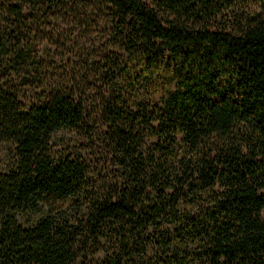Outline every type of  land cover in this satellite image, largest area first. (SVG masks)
<instances>
[{"label": "trees", "instance_id": "1", "mask_svg": "<svg viewBox=\"0 0 264 264\" xmlns=\"http://www.w3.org/2000/svg\"><path fill=\"white\" fill-rule=\"evenodd\" d=\"M0 15V264H264V0H0ZM59 21L99 44L28 32ZM60 129L90 164L51 153ZM27 210L43 214L22 226Z\"/></svg>", "mask_w": 264, "mask_h": 264}, {"label": "rangeland", "instance_id": "2", "mask_svg": "<svg viewBox=\"0 0 264 264\" xmlns=\"http://www.w3.org/2000/svg\"><path fill=\"white\" fill-rule=\"evenodd\" d=\"M3 21L1 20L0 15V24ZM51 24V25H50ZM45 24L43 22L36 23L33 25H30L29 31L30 33H33L40 39V37H43V39L46 36H54V34L57 35L58 40H60V35H65L67 33H70L69 36L74 44H80L81 49L85 48L87 44L89 46H92V48L97 47V44L100 42V36L98 39H96V36L99 34L91 33L88 35V37L84 35L77 34L76 31L72 30V27H70L66 22L59 21L56 23H50ZM86 35V34H85ZM38 39V40H39ZM34 41V48L35 53H37V56L41 58L53 59L55 62L58 61V55L59 53L58 49L55 47H51L48 44H46L45 41L41 40ZM98 40V41H97ZM70 41L69 45L72 49L71 52L74 50V44ZM84 51V50H83ZM95 139V138H94ZM89 145L88 141H85L80 135L75 133L72 130L69 129H60L56 132H54L50 137V151L55 157L63 156L66 153L70 154L71 156L80 154V158L87 161L88 164H90L91 160L94 158V154L91 152V149H87V146ZM92 153V154H91ZM13 165V152H12V146L9 143H0V173L4 172L11 168ZM43 214V211H21L16 214L17 222L22 226H29L31 225L37 218H39Z\"/></svg>", "mask_w": 264, "mask_h": 264}]
</instances>
